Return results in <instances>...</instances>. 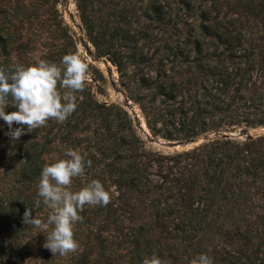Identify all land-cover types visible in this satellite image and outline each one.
I'll return each instance as SVG.
<instances>
[{
    "label": "rangeland",
    "instance_id": "374dc122",
    "mask_svg": "<svg viewBox=\"0 0 264 264\" xmlns=\"http://www.w3.org/2000/svg\"><path fill=\"white\" fill-rule=\"evenodd\" d=\"M69 52L93 79L65 123L12 141L0 120V264L261 258L264 173L254 163L264 139L243 144L264 134V0H0V64H59ZM224 140L225 150L210 147ZM68 148L92 162L73 190L96 179L118 195L85 205L80 248L61 256L23 215L47 219L34 204L40 173Z\"/></svg>",
    "mask_w": 264,
    "mask_h": 264
},
{
    "label": "clouds",
    "instance_id": "9594fccd",
    "mask_svg": "<svg viewBox=\"0 0 264 264\" xmlns=\"http://www.w3.org/2000/svg\"><path fill=\"white\" fill-rule=\"evenodd\" d=\"M93 74L90 65L80 54L69 52L59 64L40 59L29 65L17 64L6 68L0 64V120L8 126L6 133L12 141L22 135L47 126L50 120L63 124L78 108L86 85ZM11 98L16 111L6 113ZM21 127L13 128V124ZM23 126H27L25 131ZM91 160L79 149L68 148L64 158L46 163L41 170L35 207L41 203L49 208L46 220L32 217V209L26 207L23 221L43 232H48L44 247L53 254L66 256L80 248L74 238L75 226L83 222L80 213L85 205L105 207L112 202L116 186L106 189L101 181L93 179L84 187L73 190V180L85 175ZM155 179H159L156 177ZM142 264H171L153 252L145 256ZM190 264H214L213 258L201 253L190 260Z\"/></svg>",
    "mask_w": 264,
    "mask_h": 264
},
{
    "label": "trees",
    "instance_id": "16d2710c",
    "mask_svg": "<svg viewBox=\"0 0 264 264\" xmlns=\"http://www.w3.org/2000/svg\"><path fill=\"white\" fill-rule=\"evenodd\" d=\"M223 84H227V81H223ZM264 139V134L261 136V137H256L254 140H251L250 139V141L247 143V144H243V145H245V146H247V147H250V146H253L254 144H258L261 140H263ZM224 143H227V140H224V141H214L212 144H210V147L212 146V145H218V146H221V148L223 149V150H225V148L223 147V145H224ZM222 144V145H221ZM200 149H202V147L201 148H199V150ZM246 152H248V150H246ZM187 153H183V155H186ZM178 156H180V155H178ZM255 164H256V167L259 169L258 170V173H260V172H263L264 173V158H259V159H257L256 161H255V163H254V166H255ZM130 181H132V178H130ZM191 195L192 194H187L186 195V197H187V199L186 200H184L183 202H188V200L190 199V197H191ZM11 210H14V209H11ZM3 214V213H2ZM3 249V246L0 244V255H2L1 254V252L3 251L2 250ZM261 258H264V252L263 253H261V256H260ZM261 258H257V257H248V256H242L241 257V259L239 260V262H240V264H260V260H261ZM8 256H5L4 258H3V261L4 262H6V263H8ZM257 261V262H256ZM78 263L79 264H82V262H81V260H79L78 261Z\"/></svg>",
    "mask_w": 264,
    "mask_h": 264
}]
</instances>
